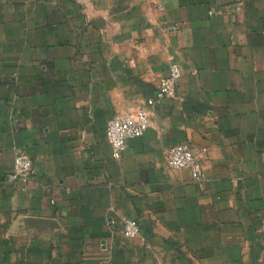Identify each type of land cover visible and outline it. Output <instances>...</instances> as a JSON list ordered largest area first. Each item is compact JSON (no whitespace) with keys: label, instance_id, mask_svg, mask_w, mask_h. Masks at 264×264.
I'll return each instance as SVG.
<instances>
[{"label":"crops","instance_id":"0c3cea01","mask_svg":"<svg viewBox=\"0 0 264 264\" xmlns=\"http://www.w3.org/2000/svg\"><path fill=\"white\" fill-rule=\"evenodd\" d=\"M182 142L203 181L166 163ZM0 264H264V0H0Z\"/></svg>","mask_w":264,"mask_h":264},{"label":"built area","instance_id":"2783aa9c","mask_svg":"<svg viewBox=\"0 0 264 264\" xmlns=\"http://www.w3.org/2000/svg\"><path fill=\"white\" fill-rule=\"evenodd\" d=\"M181 74L180 65L176 61L170 62L167 73L160 79L157 96L158 98L173 96L176 81ZM154 102L153 98H147L144 104L132 110L113 115L107 120L105 136L111 146L112 156L117 158L125 147L127 138L140 136L150 125L148 105ZM202 151L194 150L187 142L174 144L165 152L166 163L170 167L190 170L194 180L201 182L205 175L200 167L203 157ZM33 162L29 154L19 151L13 156L10 169L7 172L8 180L22 179L27 181L31 177ZM123 233L127 237H135L139 234V226L134 218L123 219Z\"/></svg>","mask_w":264,"mask_h":264}]
</instances>
